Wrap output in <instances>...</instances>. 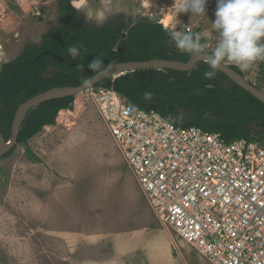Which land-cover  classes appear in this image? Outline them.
<instances>
[{
  "label": "rangeland",
  "instance_id": "1",
  "mask_svg": "<svg viewBox=\"0 0 264 264\" xmlns=\"http://www.w3.org/2000/svg\"><path fill=\"white\" fill-rule=\"evenodd\" d=\"M69 1L92 27L115 20L125 27L150 17L160 20V9L169 6L167 1L155 6L131 0ZM214 3L206 8V17L190 12L177 16L178 5L170 6L160 23L170 35L187 32V27V33H200L205 51L211 53L218 41L211 25ZM61 22L58 0H0V68L28 45L39 47L43 36ZM239 69L264 93V60ZM91 92L77 95L80 108L73 101L71 113L28 142L38 162L26 156L23 144L0 158V264H208L171 231L165 232L102 122ZM122 213L131 219L123 227L129 240L126 253L117 255L103 235L122 230L108 224ZM89 238L94 239L92 246H87Z\"/></svg>",
  "mask_w": 264,
  "mask_h": 264
},
{
  "label": "trees",
  "instance_id": "2",
  "mask_svg": "<svg viewBox=\"0 0 264 264\" xmlns=\"http://www.w3.org/2000/svg\"><path fill=\"white\" fill-rule=\"evenodd\" d=\"M58 6L61 25L46 33L39 47L28 45L17 58L0 68V134L6 142L19 105L52 88L80 86L83 77L92 75L87 65L95 58L102 59L106 65L150 60L188 61V55L180 53L185 50L170 43V33L161 23L144 19L125 27L115 20L92 27L86 25L84 17L69 0H58ZM201 41L204 43L202 38ZM77 42L83 43L86 51L73 60L67 49ZM81 64L83 72L77 67ZM50 67L58 70L45 80L43 73ZM230 68L242 75L238 67ZM207 70L209 66L204 62L189 72L137 70L105 79L93 88L110 89L137 109L155 110L175 127H198L218 133L226 141L241 138L264 141L263 104L218 69L213 78L206 79ZM145 92L153 94L150 100L144 99ZM73 101L72 96L51 99L27 112L17 145L26 147L25 154L30 160L39 161L28 142L44 127L55 126L58 113L71 111Z\"/></svg>",
  "mask_w": 264,
  "mask_h": 264
},
{
  "label": "built area",
  "instance_id": "3",
  "mask_svg": "<svg viewBox=\"0 0 264 264\" xmlns=\"http://www.w3.org/2000/svg\"><path fill=\"white\" fill-rule=\"evenodd\" d=\"M91 90L102 122L164 229L208 264H264V141H226L198 127H175L110 89Z\"/></svg>",
  "mask_w": 264,
  "mask_h": 264
},
{
  "label": "clouds",
  "instance_id": "4",
  "mask_svg": "<svg viewBox=\"0 0 264 264\" xmlns=\"http://www.w3.org/2000/svg\"><path fill=\"white\" fill-rule=\"evenodd\" d=\"M207 3L208 0H182L176 7L177 16L190 12L206 17ZM211 25L218 34V41L211 53L205 51L206 45L202 43L198 32L179 30L170 35V43L174 47L190 52L209 66L210 70L204 72L206 79L216 75V70L224 66V60L231 61L241 69L249 68L258 59L264 60V0H216L215 20ZM67 51L75 60L86 49L83 43L77 42L69 45ZM77 67L83 72L84 65ZM87 68L92 75L82 78L83 88L91 87L96 78L110 71V65L99 58L93 59ZM152 95L151 92H145L144 99L150 100Z\"/></svg>",
  "mask_w": 264,
  "mask_h": 264
},
{
  "label": "water",
  "instance_id": "5",
  "mask_svg": "<svg viewBox=\"0 0 264 264\" xmlns=\"http://www.w3.org/2000/svg\"><path fill=\"white\" fill-rule=\"evenodd\" d=\"M150 20L153 22L159 23V20L155 17H150ZM125 36V34H124ZM180 53L188 55V61L183 63L180 61H164V60H150V61H143V62H128V63H114L110 65V71H108L105 75L99 76L93 81V85L89 88H83L81 85L77 87H58L46 90L31 99L27 100L26 102L22 103L18 106L14 113L13 121H12V128H11V135L10 139L6 142L2 135L0 134V158L5 157V155L10 152L16 145H17V138L20 130V126L27 114V112L38 106L40 103L45 102L51 99H58L64 97H76L80 93L92 89L98 83L105 79H115L121 75H117L121 70L126 69L124 74L128 72H134L137 70H155V71H162L165 69L175 70V71H182V72H189L193 70L196 65L200 62H204L203 60L194 57L190 52L181 51ZM58 60H62L61 58L57 57ZM205 63V62H204ZM224 66L218 70L223 73L231 82L235 85L242 88L245 92L249 95L254 97L264 106V93L258 91L252 84H250L245 78L238 74L236 71L230 68L229 65L222 62ZM58 68L50 67L43 73V79L48 80L52 77L53 73L57 71ZM122 74V75H124ZM211 88V86H207Z\"/></svg>",
  "mask_w": 264,
  "mask_h": 264
},
{
  "label": "crops",
  "instance_id": "6",
  "mask_svg": "<svg viewBox=\"0 0 264 264\" xmlns=\"http://www.w3.org/2000/svg\"><path fill=\"white\" fill-rule=\"evenodd\" d=\"M163 1H167L169 6L167 8H161L160 9V11L158 13V17H161L160 19H162V16H165L166 13H168V11H170V8H169L170 6L172 7L173 5H179L182 2V0H131L130 4L132 2H140L144 6H148V5L155 6L157 4H159V5L164 4ZM210 3L211 4H215L214 0H208V3L206 4V8L210 7ZM205 15L208 16L207 11H206ZM114 213H115V211H114ZM119 215H120L119 217L116 216L117 217L116 220H114V218H113V220L109 221L110 223H108V224L112 225V227H113V225H115L117 227H122V230H120V231L116 230L115 232H112L110 234H104L103 235V240L106 239L105 240V242H106L109 239V242L112 243L110 245L111 249H112V252H114L117 255H122V254L124 255L126 253L125 242L129 240V235L127 234V232L124 231L123 227L124 226L126 227V224L131 222V219H130L129 214L122 213V215L121 214H119ZM92 240H94V239L89 238V241H87L88 242L87 246H90L91 244H93ZM81 248H85V245H82ZM152 248H153L152 246L148 247L147 251H149V250L151 251ZM86 250H88V249H86ZM149 254H151V253H149ZM168 259H170L171 262H172L171 256L168 255Z\"/></svg>",
  "mask_w": 264,
  "mask_h": 264
},
{
  "label": "bare ground",
  "instance_id": "7",
  "mask_svg": "<svg viewBox=\"0 0 264 264\" xmlns=\"http://www.w3.org/2000/svg\"><path fill=\"white\" fill-rule=\"evenodd\" d=\"M160 21L162 22V23H164L165 22V18H164V16H162V19H160ZM125 71H127L126 69H124V70H121L117 75H122V74H124L125 73ZM75 102H74V105H75V108H80V99H79V97H76L75 98V100H74ZM69 114V113H71L70 111H67V110H63V111H60L59 113H58V116H57V121H59L65 114ZM50 126H46V127H44V128H49ZM165 232H169L168 230H165ZM172 243V242H171ZM179 254H180V252H179Z\"/></svg>",
  "mask_w": 264,
  "mask_h": 264
}]
</instances>
